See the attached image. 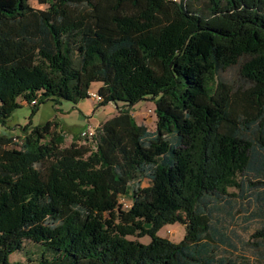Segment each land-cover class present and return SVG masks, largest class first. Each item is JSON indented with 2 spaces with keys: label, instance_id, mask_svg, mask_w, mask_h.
<instances>
[{
  "label": "trees",
  "instance_id": "16d2710c",
  "mask_svg": "<svg viewBox=\"0 0 264 264\" xmlns=\"http://www.w3.org/2000/svg\"><path fill=\"white\" fill-rule=\"evenodd\" d=\"M36 1L0 0V124L94 85L122 106L83 142L52 121L0 135V264H253L218 242L232 199L264 217V0ZM147 99L153 130L130 112Z\"/></svg>",
  "mask_w": 264,
  "mask_h": 264
},
{
  "label": "rangeland",
  "instance_id": "374dc122",
  "mask_svg": "<svg viewBox=\"0 0 264 264\" xmlns=\"http://www.w3.org/2000/svg\"><path fill=\"white\" fill-rule=\"evenodd\" d=\"M193 8L204 9L207 0H190ZM29 4L35 8H46V5L37 3L36 0H29ZM77 61H75V64ZM233 69L226 74L227 77H232ZM91 89L96 90V85ZM20 107L13 110L6 125L0 124V135L14 136L19 135L21 127L27 123L31 125H40L46 121L56 123L57 129L62 131L65 135V144L78 135L86 125L90 123L92 126L98 125L100 122L114 116L118 112V108L122 103H117V106L112 102L99 104L90 98L80 100L77 104H73L67 100H60L59 103H54L51 100H46L37 106H31L24 101H21ZM35 104V102L33 103ZM155 103L153 100H140L136 102L131 108L130 112L133 114L138 123H143L149 130L155 128ZM35 111L32 112V109ZM15 142H19L18 137L13 138ZM84 139L80 140L83 142ZM149 185L148 180H143L141 186ZM248 200V199H247ZM246 198L232 199L231 207L225 206V210H229V214L222 210L220 218L223 220V229L226 237V243H219V247L230 250L235 255L248 256L253 264H264V243L260 238H252L251 234L264 226V217L261 213H255L259 201L256 200L255 195L251 193L250 199ZM123 207H126L130 202L127 198L122 199ZM158 235L168 238L173 242L180 241L185 235L184 226L179 223H171L164 225L159 231ZM128 239H137L141 243L147 244L150 241L149 235L145 234L141 237L128 236ZM34 249L28 242L24 249L14 251L9 255V261L15 262L25 261V251ZM31 256V255H30Z\"/></svg>",
  "mask_w": 264,
  "mask_h": 264
},
{
  "label": "built area",
  "instance_id": "2783aa9c",
  "mask_svg": "<svg viewBox=\"0 0 264 264\" xmlns=\"http://www.w3.org/2000/svg\"><path fill=\"white\" fill-rule=\"evenodd\" d=\"M88 96L91 100L93 101H100L101 98L99 97V95L96 93V91L90 90L88 91ZM35 101L33 100L32 103H34ZM95 133V126H92L90 123H88L85 127V129H83L80 132V136L84 139V138H91Z\"/></svg>",
  "mask_w": 264,
  "mask_h": 264
},
{
  "label": "crops",
  "instance_id": "0c3cea01",
  "mask_svg": "<svg viewBox=\"0 0 264 264\" xmlns=\"http://www.w3.org/2000/svg\"><path fill=\"white\" fill-rule=\"evenodd\" d=\"M15 135H17V134H15Z\"/></svg>",
  "mask_w": 264,
  "mask_h": 264
}]
</instances>
